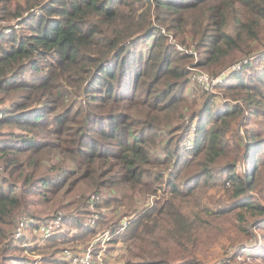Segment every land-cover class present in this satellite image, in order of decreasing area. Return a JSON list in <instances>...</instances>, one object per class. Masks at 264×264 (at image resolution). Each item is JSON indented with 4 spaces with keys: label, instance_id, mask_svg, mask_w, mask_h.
<instances>
[{
    "label": "trees",
    "instance_id": "obj_1",
    "mask_svg": "<svg viewBox=\"0 0 264 264\" xmlns=\"http://www.w3.org/2000/svg\"><path fill=\"white\" fill-rule=\"evenodd\" d=\"M160 26L182 44L193 42L198 66L211 74L237 54L248 59L217 85L246 98L222 105L209 95L205 113L188 131L194 130L191 147L173 137L184 129L174 120L196 85L204 89L187 69L194 56L172 44ZM262 41L264 0H0V239L9 229L12 234L0 264L29 260L21 256L27 237L15 231L34 194L65 199L90 187L101 195L99 205L115 206L117 215L125 206L123 213L132 215L109 241L110 248L119 239L126 243L121 264H201L200 233L213 229L220 214L207 208L191 215L177 200L204 205L215 165L228 156L232 162L221 170L236 196L247 199L259 184L264 132L247 129L242 154V142H231L224 126L242 110L245 124L264 118V49L254 50ZM241 155L244 172L236 167ZM126 188L141 197L161 195L131 212L136 204ZM84 213H65L67 224L49 240L53 249L46 243L41 251L61 256V239L96 236ZM249 253L264 258V247ZM57 256L44 257V264L58 262Z\"/></svg>",
    "mask_w": 264,
    "mask_h": 264
},
{
    "label": "rangeland",
    "instance_id": "obj_2",
    "mask_svg": "<svg viewBox=\"0 0 264 264\" xmlns=\"http://www.w3.org/2000/svg\"><path fill=\"white\" fill-rule=\"evenodd\" d=\"M152 12H154V8H152ZM154 20L157 21L156 19ZM2 23L6 24L8 22L3 21ZM263 42L264 41H262L261 43L258 42L256 44V48L254 49L255 52L264 49V44L262 47H260ZM190 44H193V42H190ZM186 53L189 54L188 52ZM242 55L245 54H237L234 57L235 60L234 63H238L239 61L246 59V56L241 57ZM187 61H188L187 69H189L190 77H191L190 67L193 68L194 59L189 58V60ZM198 61H199V57H198ZM244 62L245 61H243L242 64ZM204 70L207 71L206 69ZM223 70H225V68L219 70L218 73H220ZM195 88H196L195 89L196 93L195 95L190 96L191 100H189L188 106H186L183 109V112L174 120V121L179 120L180 125L184 127L182 133L181 132L172 133L173 137L177 136L179 137V139H181L182 144H184L187 141L188 134H191L192 136L194 135V130H191L189 133L188 131L192 127H195L197 125V121L198 118L200 117V113L202 114L205 113L204 110L206 104H208V101L206 99L209 95L213 94L211 96L216 100L214 104L220 103L222 105L223 103L230 101H233V103L235 101L237 103L238 102L242 103L239 98L243 100L247 96L246 93L237 94V93H233L232 91L226 93L225 91L220 90L218 86H215L213 91L207 90L208 92L204 91L206 89H204L203 87L202 88L204 90H202L197 85ZM252 91L253 90H248V92H252ZM16 98L17 96L15 95L9 96L8 100L6 101V104L11 103ZM209 105L211 106L212 104L209 103ZM246 113L247 112L245 110H244V115H243V110L241 112H238L236 118H232L230 120V126H224L228 129L225 136L228 137V139H230L231 142H238V143L242 142L243 145V148L241 149L242 154H246L247 149L249 147L248 139L247 142L245 141V138L248 136L247 129H257L256 132H262V133L264 132V118L253 117V120L251 122L245 124L247 121L245 117ZM249 114H247V116ZM196 115L197 117H195ZM141 116H143V113H141L138 116V118H140ZM163 127H165L166 130L172 132V130H170L169 128V125L166 124ZM5 128L8 127L5 126ZM235 139L236 141H234ZM186 143L188 144L189 142ZM263 154H264V148L260 151V156H262ZM51 161L53 160H46L47 165H50ZM231 162H232V158L231 156H228L224 160L219 161L215 165V170L213 172L214 178H212L209 181V183L212 184L213 186L206 193H204L201 198L202 204H204L205 206L195 205L192 202H190L189 204L185 202L184 199L177 201L181 207V210H185L191 215L194 213H201L203 209L205 210V213H207V208H211L212 210H215L220 214V218L216 219L213 229L203 230L200 233V238L205 240L204 244L202 245L199 251L201 264H264V258L261 257V255L254 256L251 253H249L251 252V249L264 247V234H263L264 223L262 224L260 223V222H264V161L261 164V171L259 177L260 182L259 184H257L255 188L249 190L246 196L247 199L236 196L231 185L228 184V182L224 183L225 179L227 178V175L225 172L221 170V168H223V166ZM45 166L46 165H44V168ZM236 167L238 171L244 172L245 162L244 160H242V155L240 156L239 162L236 164ZM6 176H9L8 172L6 173ZM90 188L93 189V187ZM92 189L86 191H81V190L75 191L73 194L68 195V197H66L65 199L62 197V194L60 195L57 194L55 198L51 197V193L47 194L45 198L34 194L32 197L33 202L30 203V205L28 206V211L25 212H27L26 214H28L29 216L34 215L35 217L33 216V218L35 219L38 218L44 219L45 217L51 216L56 212L57 214L61 213L65 215V213H67L70 210L71 211L81 210L82 212L83 211L85 212L84 213L85 224L93 227L96 233L98 232V234L101 233L99 231H102L107 228L108 230H110L111 228H113L115 224L114 222H116L118 218H119L118 223L120 224L132 218L131 217L132 215H125L123 213L125 210H128V208H126L125 206L117 207V209L121 211L120 214L117 215L118 212L113 210V207L115 206L99 205L101 195L94 192ZM108 190L110 189L108 188ZM109 192H110L109 194L113 196L114 193H112V191ZM125 192L127 194H130L131 200H133V203L136 204V207L134 209L129 210L131 212H138L140 208H142L147 204L148 206L149 204L152 205L154 199L159 198L161 195L160 190L158 191L156 196H142V197L139 196L134 190L129 188H126ZM93 195L97 196L96 200L98 203L95 205H91L90 203L91 197ZM51 198L54 199L55 202H52ZM84 200L88 201V203H84ZM245 200H249L250 203L248 205L244 204ZM74 201L76 202L74 203ZM252 206H255L256 208L251 209ZM103 209H105L106 212L105 215L106 220L103 219V216L98 213ZM88 211L89 214H87ZM24 214L25 213H23L22 215ZM91 216H96V218L94 217L95 218L94 221H88V218ZM96 220L97 222L93 224V222H95ZM62 224L63 227H65L67 223L63 220ZM29 227L33 231L34 229L33 224L31 223L26 224V228ZM30 229L24 232V234L27 237V240L23 243V247L25 248L26 251L21 256H26L31 261H34L37 258L42 259L41 261L42 263L39 261L38 264H44V257L50 259L54 257V255L51 254L45 255L44 252L41 251V249L44 248V245L46 243L49 244L48 247L50 248L52 247V242L51 241L49 242L51 237L45 240H42V238L40 240H38L37 238L32 240L31 236L33 232L30 231ZM10 230L11 229L7 231V233L9 234L6 237L0 239V259L2 255L5 254L6 251L4 249L5 243L7 242L8 239H10L12 235ZM93 236L88 239L89 242H91L92 239L96 237ZM159 240L160 242L163 241V239L160 238ZM78 241L79 240H75L74 238L69 242L61 239L60 246H58L59 247L58 250L60 249L63 250L65 248L76 249ZM38 244L41 245L39 246L40 247L39 250H37L36 248ZM126 246H127L126 243L120 240L117 242V247L115 248L108 247L110 248V250L108 251L107 249L106 252V259H107L106 264L123 263L124 261L122 258H125L126 255L128 254ZM134 248L136 249L135 246ZM17 261L18 259L15 258L12 260L11 263L15 264ZM55 264H60V263L56 262Z\"/></svg>",
    "mask_w": 264,
    "mask_h": 264
},
{
    "label": "built area",
    "instance_id": "obj_3",
    "mask_svg": "<svg viewBox=\"0 0 264 264\" xmlns=\"http://www.w3.org/2000/svg\"><path fill=\"white\" fill-rule=\"evenodd\" d=\"M162 31L168 35L169 41L174 44L179 50L188 52L194 56V65L191 69V78L197 82L201 87L206 90L213 91L215 86H217L220 82H222L225 76L231 71L239 69L242 66L243 61H248V59H244L239 61L238 63L230 64L225 70L221 71L217 74H210L209 72L205 71L203 68L198 66V51L196 50L194 44L187 45L180 43L175 35L165 29L164 26H160ZM192 46V47H191ZM191 135L187 137L188 144L185 142L184 144L188 147H191ZM97 196L93 195L91 197L90 203L91 205H95ZM96 216H91L88 218V221H94ZM63 214L58 213L55 219H52L49 222H44L42 220L35 219L33 216H29L28 214L22 215L19 220V224L16 227V236H22L24 234V229L26 224L33 223L34 229L33 232L37 235L40 239L45 240L51 237L57 230H60L63 227ZM127 222H124V225ZM22 233V235H21ZM112 232L110 230H105L98 234L89 245L82 249V250H75L70 248H65L61 252V257L63 258V262L58 261L60 264H106V249H107V242L112 237ZM100 244L98 247L97 245ZM248 249V248H245ZM41 262L42 259H36L34 261L27 260V261H18L16 264H38ZM42 263V262H41ZM55 264V263H54Z\"/></svg>",
    "mask_w": 264,
    "mask_h": 264
},
{
    "label": "crops",
    "instance_id": "obj_4",
    "mask_svg": "<svg viewBox=\"0 0 264 264\" xmlns=\"http://www.w3.org/2000/svg\"><path fill=\"white\" fill-rule=\"evenodd\" d=\"M107 209V208H106ZM100 215H102L103 216V219H105L106 220V217H105V215H106V212H105V209H103V210H101L100 212H98ZM118 218V217H117ZM98 219V218H97ZM118 220H119V218H118ZM118 220L116 221V222H118ZM130 220V219H129ZM129 220H127L126 222V224L128 225V223H129ZM97 222V220L95 221V222H93V224H95ZM125 222V221H124ZM124 222L121 224L122 226L120 227V228H118V227H116V228H111L110 230H111V234H112V237L114 236V235H116V234H118L120 231H122L125 227H126V224L124 225ZM115 223V222H114ZM119 225H120V223H119ZM67 228H69V227H67ZM108 229V228H107ZM107 229H104V230H102V231H99V232H103V231H105V230H107ZM111 237V238H112ZM35 238H37L38 240H40L36 235H34V234H32V236H31V239L33 240V239H35ZM111 238L108 240V242H107V249H108V246H109V241L111 240ZM79 240V239H78ZM121 239H119L118 241H120ZM89 241L87 240V241H78V243H77V247H76V249L75 250H82V249H84V248H86L88 245H89ZM57 246H60V242H58V244H57ZM98 247L100 246V244H98L97 245ZM107 249H106V252H107ZM55 256H57V255H55ZM54 256V257H55ZM54 257L52 258V259H54ZM58 261L60 260V262H63V258L61 257V256H59V253H58Z\"/></svg>",
    "mask_w": 264,
    "mask_h": 264
}]
</instances>
